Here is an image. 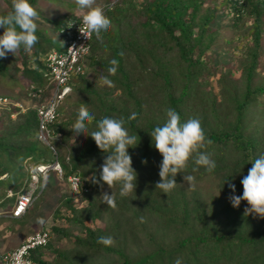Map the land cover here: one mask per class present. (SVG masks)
I'll return each instance as SVG.
<instances>
[{
  "label": "trees",
  "instance_id": "trees-1",
  "mask_svg": "<svg viewBox=\"0 0 264 264\" xmlns=\"http://www.w3.org/2000/svg\"><path fill=\"white\" fill-rule=\"evenodd\" d=\"M29 2L32 4L34 0H29ZM199 2L201 0H143L135 8L136 23L129 25L121 46L125 45L127 55H131L139 64L143 55L150 60L151 57L159 56L170 49L175 50L178 61L183 64V74L187 79H200L208 66L206 61H201V54L206 51L210 41L216 35V31L209 29L208 24L215 18L216 12L225 16V21H230V24L233 25H236L240 15L238 16L226 0H213L212 6L204 7L202 12L199 11ZM245 5L254 14L256 20L264 12V0H245ZM11 7L12 3L8 8L0 11V15L6 14L11 10ZM125 8L115 4L113 8L104 9V12L113 23L118 24L120 17L125 14ZM66 18L64 17L57 23L58 28L65 24ZM119 37L121 38L122 35ZM43 38L46 44L50 42L49 38L45 36ZM251 38H253L254 45L252 44L253 46L249 50L254 48L251 52L252 63L248 65L247 69L249 76L247 75L240 97L234 101L232 106L230 125L222 127L220 121L217 120L209 130L207 127L203 129L206 137L212 143L202 151L207 152L216 162L215 170L211 173L206 172L203 167H197L193 161H190L188 168L182 174H177L175 178L178 183L180 180L182 181L183 175H192L196 180L202 179L206 173L214 175L220 194L219 196L212 195L209 203L198 197L196 189L191 190V196L188 197L190 203L187 204L184 201H179L181 197L176 195L179 194L178 192L166 195L161 193L160 189L155 188V184L159 181L158 172L162 157L153 146L149 134L155 126L164 124L166 120L152 122L148 118L142 117L145 113L142 111V99L132 91L126 71L128 67H124L121 51L117 47H111L109 60L105 58L99 63L96 62L103 70L110 67L111 60L116 59L119 62L117 74L121 76V79L118 82L130 97L131 105L127 111H121L118 115L107 107H100L99 112L93 114L96 121L89 126V128L96 126V122L105 116L122 118L125 120V127L129 133L137 134L140 138L136 148L128 149L132 158V166L137 172V187L135 192L127 197L119 195V186L112 190L115 193L117 204L115 210L101 203L99 196L102 190L86 179L93 172L97 178L99 177V168L104 160L101 158L95 142L92 139L86 140L85 137V140L81 142L82 147L71 152L66 150L63 152L64 159L60 157L61 152L58 153L60 149L57 145L63 148L62 145L65 144V127L72 122V119L76 120L79 112L78 109L75 111L76 113L65 114L64 112L62 103L70 95L71 90L59 104L58 115L49 123V127L57 138H53L48 144H42L36 136L37 117L34 105L23 114L18 112L15 118L9 116L11 110H16L14 106L0 108V123L3 124V121L7 120L6 129L2 132L13 137L12 139L18 136L22 138L27 135L34 136L33 140L29 137L27 142L16 145L2 142L0 138V152L3 154L0 156V185L10 186L6 191H0V195L2 197L13 196L10 204L8 203V206L0 209V216L3 213L2 216L11 219L18 221L23 219L24 214L19 217L10 215L18 194L12 192V184L20 174L22 166L25 167L24 173L28 176V166L40 160L51 159L53 157L51 152L54 149L59 160L61 159L62 179L57 178L54 172L49 170L44 176L41 190L34 198L44 192L48 185L45 179L50 171L54 175L51 177L53 180L64 182L65 185V176L69 172L77 171L85 179V185L88 187L86 192L70 194L71 192L69 193L67 190L68 193L62 194L60 203L64 208L55 209V216L60 221L52 219L49 226H46L49 233L48 240L45 245L31 251L34 260L42 264H74L69 262V259L65 260L66 255L63 249H55L54 255L56 256L54 258L49 257L44 251L50 245V233H57L61 238L69 239V242L75 245V249L79 250L80 254H88L92 260L91 264H174L177 259L181 260V264H264V219L253 218L252 215L245 216L246 202L242 201L238 208H233L227 199L232 194L228 187L229 183L235 185V195L242 194L240 180L247 175L251 168V162L261 155L253 154L254 145L257 143L255 132H258L256 130L258 120L249 121L251 124L249 128H252L253 135H248L247 129L244 127L246 113L250 111V107L254 106L252 99L258 96L257 94L264 92L262 85L250 86L249 70L253 68L256 56L255 48L261 38L260 26L251 31ZM94 39L93 35L89 41L88 53L78 61L81 64V69L70 73L68 82L71 84V88L72 85L77 87L81 82L84 68L87 66V56L92 58V61L95 60L89 54ZM40 49L42 47L38 42L30 52L27 51V55L33 53L37 70H34L32 65L24 64L23 66L30 76L25 86L26 94L30 97L39 96L48 79V68L43 61L37 58ZM23 51L22 47L18 52L20 57L23 56ZM155 70H160L156 75L162 79L167 90L169 108L175 109L180 114L182 121L183 112L178 105L182 102V97L189 92L190 84L183 83L175 95L170 88L168 67L163 66L161 69L155 68ZM42 85L43 87H41ZM98 95L101 94L98 93ZM260 102L264 103L262 98ZM73 103L76 102L73 101ZM71 106L72 103H70ZM14 134L18 136H13ZM47 151L49 154L51 153L49 157H45ZM142 160H146L147 163L142 164ZM194 168L197 170L194 171ZM4 181H6L5 184ZM103 191L111 194L107 185L104 186ZM184 193L188 196L186 191ZM35 194L36 192H34ZM77 201L84 204L81 210L74 204ZM97 203L103 205L101 209L105 210L110 217H116V220L109 219L112 221H107L110 231L94 224L95 216L103 217V213L99 210L100 207L96 206ZM141 218H143V222H141ZM0 226L3 227L2 224ZM72 228L76 229L75 234H72ZM101 236H111L115 240L114 246L105 247L97 243L98 237ZM137 237L148 246V249L131 255L128 251L129 243L138 242Z\"/></svg>",
  "mask_w": 264,
  "mask_h": 264
},
{
  "label": "rangeland",
  "instance_id": "rangeland-1",
  "mask_svg": "<svg viewBox=\"0 0 264 264\" xmlns=\"http://www.w3.org/2000/svg\"><path fill=\"white\" fill-rule=\"evenodd\" d=\"M142 1L143 0H95L93 6L98 5L105 10L106 8H113L115 4L124 6L126 7L125 14L120 17V22L115 24L105 13L111 21V27L108 32L104 34L103 43L96 38L94 39L92 43L94 47H91L92 50H90L89 54H91V57H94L95 60L92 61V58L87 56V66H85L83 76L81 77V82H83V84L80 82L77 87L72 85L70 95L62 103L65 114H71L72 112L76 113L75 111L77 109L79 110L82 106L86 107L92 114L99 112V108L103 106L113 110L116 115L121 111H127L131 105V99L126 94V90L123 89L122 85L118 82L121 76L116 73L114 76L109 77L114 82V87L111 88L102 86L100 82L101 76H108L109 74L107 72L108 68L103 70L98 63L105 58L107 60L111 58L110 50H112L111 47L113 46L121 51L123 65L125 68L128 67L126 71L133 93L142 99V111L145 112L143 116L141 115L142 117H146L152 122L166 120L165 110L169 108V101L166 95L167 90L165 89L162 79L156 75L160 70H155V68L161 69V67L167 66L170 76V88L175 95L183 83L190 84L189 92L182 97V102L178 105L183 112L182 122L194 116L200 120L203 129L207 127L209 130L210 126H213V123L217 120L220 121L219 123L222 127H228L232 119L231 113L234 101L240 97V92L243 90L247 75L249 76V74H247V69L248 65L252 63L251 59L253 57L251 56V52L254 48L249 50V48L254 45L253 38H251V31L258 26H260L261 38L258 46L255 48L256 56L254 57L253 68L249 69L250 86H264V12H262L256 20L254 14L250 13L248 10L245 14L239 16V19L235 23L236 25L230 24V21L226 22L225 16L219 15L216 12L215 18L208 24L209 29L216 31V35L213 40L210 41L206 51L201 54V61H206L208 66L200 79L191 80V78L187 79L185 74H183V64L178 61L175 50L170 49L167 52L161 53L159 56L151 57L150 60L143 55L139 64L131 55H127V51L124 48L125 45L121 46L128 32L129 25H134L136 23V16L134 15L136 11L135 8L137 4L140 5ZM10 3L11 0H0V11L8 8ZM213 3V0H201V2H199V11L202 12L204 7L212 6ZM32 6L40 14V19L37 21L38 30L36 32L39 38L38 42L42 47L40 52L49 47H53L57 51L63 50L64 42L60 37L57 23L66 15L71 14L78 17L86 11V9H80L76 0H34ZM3 31L4 29L0 27V35L3 34ZM119 35H122V37L120 38ZM43 36L49 38L50 42L48 44H46ZM28 51L30 52L31 50ZM22 55L23 56L20 57L18 53L15 56L8 53L6 58H0V97H6L5 99L10 101L9 103L0 104V108L14 106L17 111L14 109L11 110L9 115L11 118H15L18 112L23 114L27 109L32 108L31 106L34 104L45 102L51 88V84L47 82L44 87L43 85L41 86L43 87V91L39 96L30 97L26 94L25 86L30 76L23 66L24 64L31 66L35 61L33 53L27 55V51L24 50ZM85 82H87V84H85ZM98 93L101 95H98ZM257 95L258 96L252 99L254 106L250 107V111L246 113V124L244 127L247 129L248 135H253L251 131L252 128H249V125H251L249 121L258 120L256 124V127L258 126L256 128L258 132H255L256 137L254 136L257 143L254 145L253 154H262L264 153V121L262 122L264 118V116L262 117L264 114V103L262 104L260 101L261 98L264 101V92ZM73 101L76 103L74 104ZM256 102L259 103L256 104ZM70 103H72L71 107ZM6 122L7 120L3 121V124L2 122L0 123V125L2 124L0 133L2 130L6 129ZM74 122L75 121L72 119V122L68 123V126L65 127V144L62 145L63 148L57 145L60 149L58 153L61 152V159H64L63 152H65V150L71 152L72 150H77L79 147H82L81 142L85 140V137L86 140L92 139L90 136H77L74 144L76 133L71 132ZM35 123H37V120ZM95 129L96 126L90 127L89 132ZM13 136L18 135L14 134ZM29 137L33 140L34 136L27 135L24 138L18 136L12 139L13 137H9L5 132H2L0 135L2 142L15 145L27 142V138ZM51 140L52 138L49 139L50 142ZM40 142L45 144L43 141ZM99 154L101 158H105V154L100 150ZM2 155L3 154L0 152V156ZM49 155H51V153L49 154L47 151L45 157H49ZM24 171H26L25 167L22 166L20 174L15 179L14 184H12L13 187L11 186L14 194L21 190L28 189V186H26L27 176ZM52 176L54 177L52 171H50L45 179L48 185L44 192L34 198L30 203L22 220L18 221L17 219L2 216V213L0 216V225H3V227L0 226V252L9 250L10 248L12 249L16 246L18 243L17 240L21 237V233H27L28 235L43 226H49L52 219L60 221V219H57L55 216V209L58 207L64 208L60 203V199L62 194L68 193V189L64 182L55 181L51 178ZM11 182L13 183V181ZM216 182V177L207 173L202 179H197L195 189L198 192V197L203 198V201L205 200V202L209 203L210 197L212 195H217L219 192ZM3 183L5 184L6 181ZM8 187L10 186L0 185V191H6ZM92 190L93 188L91 192ZM185 191L188 196L185 195ZM173 192L179 193L176 195H180V202L184 201L187 204L190 203L188 197L191 196V190H189L183 178L182 181L180 180V182L177 183L176 188L170 194H175ZM6 197L0 195V209L8 206V203L10 204L13 196ZM74 201H76L75 198ZM74 204L79 210H81L84 205L81 201H77ZM96 206L100 207L99 210L103 213V217L95 216L94 224L102 226L107 231H110L109 222L112 220L109 221V219L116 220V217H110L105 210L101 209L103 205L97 203ZM112 215L114 216L115 212ZM71 232L75 234L76 229L72 228ZM137 239L138 242L135 241L134 244L131 242L129 243L128 251L131 255L148 249V246H146L141 239L138 237ZM49 241V247L44 250L49 257L54 258L56 256L54 255L55 249H63L67 257H64L65 260L69 259V262L74 264H91V257L85 253L80 254L79 250L77 251L75 249V245L69 242V239L64 237L61 238L57 233H50Z\"/></svg>",
  "mask_w": 264,
  "mask_h": 264
},
{
  "label": "clouds",
  "instance_id": "clouds-1",
  "mask_svg": "<svg viewBox=\"0 0 264 264\" xmlns=\"http://www.w3.org/2000/svg\"><path fill=\"white\" fill-rule=\"evenodd\" d=\"M226 1L229 3L230 7L232 6L238 16H241L248 11L245 5V0ZM11 3V10L6 14L0 15V27L4 29L3 34L0 35V58H6L8 53L15 56L22 47L25 51L31 50L39 40L36 32L38 30L37 21L40 19V14L37 10L32 6L29 0H11ZM76 3L80 9H86V11L78 17L71 14L66 15V22L62 27H59V33L62 41L64 42L62 29L67 25L70 19H78L82 16L79 32L88 41L87 50L78 59L79 61L85 54L88 53L89 41L92 39L93 35L98 41L103 43L104 34H106L110 29L111 21L105 15L102 7L98 5L93 6L95 4V0H76ZM52 49L56 50L53 47H49L43 52H40L37 55V58L45 63L44 58L46 53ZM109 63L110 67L107 69L109 75L101 76L100 82L102 86L111 88L114 87V82L109 77L114 76L117 73L119 62L116 59H113ZM32 67L34 70H37L35 63L32 64ZM69 85L71 90V84L69 83ZM9 102L10 101L7 100L5 103ZM5 103L2 102L0 104ZM37 104H34V107ZM165 113L166 122L162 125L155 126L149 135L153 146L162 157L159 164V181L155 184V188L160 189L161 193L168 195L177 186L175 179L177 174H182L188 168L190 161H193L197 167H203L206 172L209 173L215 170L216 162L211 159L207 152L202 151V149H205L206 146L211 145L212 141L206 137L198 118H189L187 121L182 122L180 114L175 109L168 108L165 110ZM94 121H96V117L90 113L86 107L82 106L79 109L78 116L72 126L71 132L76 133L74 137V144L77 136H90L95 142L96 147L101 152L106 154L103 163L99 168V177L97 178L95 172H93V174L86 179H88L90 183L97 185L102 190L99 196L101 198V203L106 204L107 207L115 210L117 204L115 200V193L112 190L119 186V195L121 197H127L133 194L137 187V172L132 166V158L128 149L136 148L139 144L140 138L137 134H129V131L125 127V120L122 118L117 119L105 116L96 122V129L89 132V126L92 125ZM53 138L56 139L57 137ZM51 159L47 161L40 160L35 163H45ZM146 163V160H142V164ZM30 165H32V163ZM193 170L195 171L197 169L194 168ZM183 181L187 183L189 190H195L196 178L194 176L183 175ZM27 183L28 182H26V186H28ZM240 184L243 189L241 195H235V185L233 183L228 184L232 194L229 195L227 199L231 206L233 208H238L241 202L244 201L247 205L244 208L245 216L252 215L253 218L264 219V154H261L251 162V168L248 170L247 175L243 176L240 180ZM105 185H107V188L111 190L110 195L108 192L103 191ZM34 192H36L35 195L33 193L35 197L39 191ZM219 194L220 190L216 196H219ZM141 222H143V218H141ZM97 243L102 244L105 247H110L114 246L115 240L111 236H101L98 237ZM25 254L26 249L20 250L16 254V259L19 260L20 264H31L30 259L25 260L22 258ZM174 264H181V260L177 259Z\"/></svg>",
  "mask_w": 264,
  "mask_h": 264
},
{
  "label": "built area",
  "instance_id": "built-area-1",
  "mask_svg": "<svg viewBox=\"0 0 264 264\" xmlns=\"http://www.w3.org/2000/svg\"><path fill=\"white\" fill-rule=\"evenodd\" d=\"M81 17L70 19L62 29L65 44L64 50L57 51L52 49L46 53L44 58L48 68L47 78L51 84V92L45 102L38 103L35 106V112L37 117V137L45 143H48L50 138L56 137L53 130L49 127V123L58 115V104L70 90L68 83L70 73L74 70H80L81 67L78 59L87 50L88 40L79 32ZM2 102L5 103L7 100L4 97H0V103ZM52 152L53 158L50 161L35 163L29 166L28 189L19 192L16 196L11 208V216L17 217L26 211L34 197V191L38 192L41 190L44 176L49 170H52L57 178L62 179L61 163L57 158L55 150H52ZM65 182L69 192L72 194L88 190V187L85 185V179L77 171L69 172L65 176ZM48 237L49 233L46 227L28 234L14 248L0 253V264H20L19 260L16 259V254L20 250L25 249L26 254L22 257L23 259H30L31 264H42L32 258L31 251L36 247L45 245Z\"/></svg>",
  "mask_w": 264,
  "mask_h": 264
},
{
  "label": "crops",
  "instance_id": "crops-1",
  "mask_svg": "<svg viewBox=\"0 0 264 264\" xmlns=\"http://www.w3.org/2000/svg\"><path fill=\"white\" fill-rule=\"evenodd\" d=\"M26 235H27V233H21V235H20L21 237L17 240V242H20Z\"/></svg>",
  "mask_w": 264,
  "mask_h": 264
}]
</instances>
